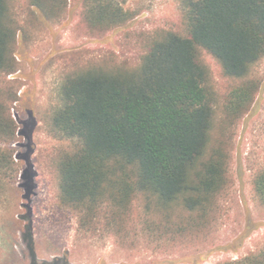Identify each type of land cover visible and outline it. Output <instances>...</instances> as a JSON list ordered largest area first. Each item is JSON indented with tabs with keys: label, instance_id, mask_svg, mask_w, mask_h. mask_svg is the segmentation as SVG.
Returning a JSON list of instances; mask_svg holds the SVG:
<instances>
[{
	"label": "trees",
	"instance_id": "trees-1",
	"mask_svg": "<svg viewBox=\"0 0 264 264\" xmlns=\"http://www.w3.org/2000/svg\"><path fill=\"white\" fill-rule=\"evenodd\" d=\"M18 3L0 0V77L18 71L24 31ZM26 3L46 23L59 22L69 6L68 0ZM181 5L185 35L157 29L137 59H86L65 76L53 125L76 148L59 161L60 201L85 229L104 214L122 227L138 216L159 240L193 238L206 231L230 187L225 129L249 111L258 88L251 76L264 57V0ZM134 17L123 0H83L82 21L90 32L112 31ZM202 51L218 60L225 76L240 81L228 94L221 124ZM15 101L14 91L0 89V189L19 173L12 148ZM254 188L264 205V170ZM26 190L27 199L31 188ZM27 233L36 258L32 224ZM223 264H264V246Z\"/></svg>",
	"mask_w": 264,
	"mask_h": 264
},
{
	"label": "rangeland",
	"instance_id": "rangeland-1",
	"mask_svg": "<svg viewBox=\"0 0 264 264\" xmlns=\"http://www.w3.org/2000/svg\"><path fill=\"white\" fill-rule=\"evenodd\" d=\"M18 1L27 35L19 37L18 71L0 77V89L17 94L11 114L19 169L14 182L0 189V264H223L258 252L264 246V205L254 179L264 170V57L251 76L258 88L249 111L225 129L231 184L205 232L159 240L138 216L122 227L107 214L85 229L60 201L59 161L76 148V141L63 138L53 125L65 76L86 59H137L148 33L157 29L185 35L181 0H123L134 19L101 33L90 32L82 21L83 0H68L56 23L42 22L26 0ZM201 59L211 68L221 124L228 94L240 81L225 76L209 52L202 51ZM30 224L36 258L29 247Z\"/></svg>",
	"mask_w": 264,
	"mask_h": 264
}]
</instances>
